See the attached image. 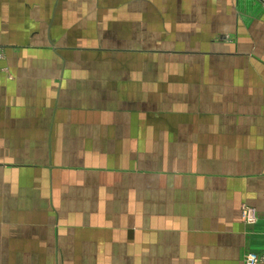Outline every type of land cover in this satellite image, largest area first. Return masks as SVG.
Masks as SVG:
<instances>
[{
  "label": "crops",
  "instance_id": "obj_1",
  "mask_svg": "<svg viewBox=\"0 0 264 264\" xmlns=\"http://www.w3.org/2000/svg\"><path fill=\"white\" fill-rule=\"evenodd\" d=\"M233 1L0 0V264L264 253V25L245 59L252 0ZM23 168L47 174L30 224Z\"/></svg>",
  "mask_w": 264,
  "mask_h": 264
},
{
  "label": "rangeland",
  "instance_id": "obj_2",
  "mask_svg": "<svg viewBox=\"0 0 264 264\" xmlns=\"http://www.w3.org/2000/svg\"><path fill=\"white\" fill-rule=\"evenodd\" d=\"M259 1L260 0H252V2H251V5L252 6H251V9H250L251 10L250 12L253 11L252 12L253 14L248 18V19H250V21L248 22V26L251 29L250 30L251 37H250L249 42L253 44L252 45L253 48H251V55H249L247 53L245 59H257L259 56L262 55L261 54V51H260L261 48L259 47V40L257 38V35L260 32V28H262L263 25H264L263 24V21H264V9H261L260 4H259ZM234 3H235V0L233 1V5H234ZM235 7L237 8V6H235ZM254 33H255V36H254ZM256 41H258V42L256 43ZM162 44H167V42H162L160 44L159 43L156 44L155 49H157V50H171V49H173L172 48L173 47V44L170 43V42H168V44H167L166 47L162 46ZM250 56H252V58H250ZM7 57L8 56L6 54V51L3 50V49H0V61L3 60V59H7ZM166 57L167 56H165V58ZM171 59H175V58H171ZM188 59L189 60L195 59L194 58V55H189L188 56ZM243 59H244V57H243ZM205 67H206L205 70H211V65L209 63L205 64ZM188 68H189L188 70H191L192 67H188ZM3 70L5 72L8 71V69H3ZM235 70H243V69H235ZM9 78L10 79H13L14 76L9 75ZM10 163L15 164V165L18 164L16 167H14V168H17V169H15L13 171V173H12V183H16V185H17L20 182V178H19L20 177V173H21L20 172L21 169H20V166H19V163L20 162L19 161H13L12 160ZM21 164L22 165L23 164L27 165V164H31V163L25 161L24 163H21ZM32 164H34V163H32ZM23 170H25L24 172H25V176H26V178L23 181V183L26 182V184H25L26 187L23 188V190L21 189V194L22 193L23 194L21 195L20 198H21L22 211L28 210V212H27V216L22 215V217L20 218V220H21V223H29L30 224L31 219L34 218V215H35V211H34L35 209H33L34 206H35L34 200L39 199V196L41 194H43V192L40 191V190H42V185H44L46 183V181L44 180V177H47L46 176L47 174L42 173L40 170H37V172L34 173V170H32L30 168H26V169L23 168ZM104 178H106V179H103L104 182H110V181L111 182H115V181L112 180L115 177H111V178L110 177H108V178L107 177H104ZM68 179L69 178H67L66 181H68ZM65 183H67V182H65ZM16 208L14 210H16ZM13 220L14 221L17 220V223L19 222V218L18 219L17 218H13ZM17 227H19V225ZM20 237H22V235H20ZM21 242H24L25 243V249H26V247L28 245L27 240H26V236H25V239H23ZM21 242L19 241V243H21ZM23 246H24V244L22 243V247ZM91 257H88V258L90 259ZM30 258H31L30 255H21V256L20 255H15V259L14 260H16L17 263H20V264H29L28 263V260ZM93 258L97 259L99 261V264L101 262H103V261H105L107 263V260H108V257H103V256H100V255L97 256V257H93ZM60 259H63V256H61ZM101 259L103 261H101ZM124 260H126L125 257H124ZM75 261H76L75 264H83L84 262H87V257H80V256H78V257H76ZM35 262H36V264H42L43 263V258H37ZM85 264H87V263H85Z\"/></svg>",
  "mask_w": 264,
  "mask_h": 264
},
{
  "label": "built area",
  "instance_id": "obj_3",
  "mask_svg": "<svg viewBox=\"0 0 264 264\" xmlns=\"http://www.w3.org/2000/svg\"><path fill=\"white\" fill-rule=\"evenodd\" d=\"M258 217L256 208L243 205L242 219L246 224H255L258 221ZM242 264H264V253L249 251L244 255Z\"/></svg>",
  "mask_w": 264,
  "mask_h": 264
}]
</instances>
